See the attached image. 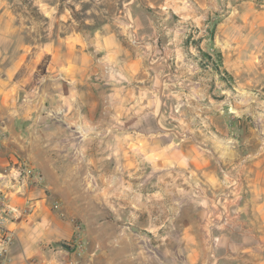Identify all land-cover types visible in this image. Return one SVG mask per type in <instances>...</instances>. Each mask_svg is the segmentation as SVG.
<instances>
[{
    "label": "rangeland",
    "instance_id": "rangeland-1",
    "mask_svg": "<svg viewBox=\"0 0 264 264\" xmlns=\"http://www.w3.org/2000/svg\"><path fill=\"white\" fill-rule=\"evenodd\" d=\"M106 32L132 49L129 58L103 59L93 42ZM70 37L90 57L77 61L92 67L85 81L67 74L71 55L42 52ZM0 39L10 49L3 66H21L18 97L41 107L33 149L55 184L59 214L80 228L64 245L74 263L185 264L195 239L214 260L216 233L233 228L250 193L249 166L264 161V0H0ZM136 66L143 73L133 80L116 75ZM58 84H100L92 90L103 96L128 87L143 100L154 92L160 116L148 106L124 123L73 124L51 107ZM207 161L215 183L193 173ZM223 208L232 222L208 233V215Z\"/></svg>",
    "mask_w": 264,
    "mask_h": 264
},
{
    "label": "crops",
    "instance_id": "crops-1",
    "mask_svg": "<svg viewBox=\"0 0 264 264\" xmlns=\"http://www.w3.org/2000/svg\"><path fill=\"white\" fill-rule=\"evenodd\" d=\"M244 8L245 5L240 7V10ZM216 37L222 39L219 28ZM97 39L99 40H94L93 44L99 52H103V59L114 62L121 58L127 59L132 53V49L124 45L115 33L106 32ZM6 40L8 39H0V195L4 196L7 204L16 207L21 214L6 223V229L12 232V240L5 246L4 251L0 252V264H75V253L64 247L70 245L68 242H74L76 233L73 223L62 217L54 208V198L58 197L54 190L55 184L48 175L44 174L45 170L37 158L38 155L36 156L37 151L33 149L35 138L31 129L32 125L43 120L40 112L37 111L41 107L34 104L31 98H28L29 95L25 101H21L18 97L22 86L16 81V75L21 66L15 63L3 66L6 53L10 50ZM79 44L80 39L70 37L62 39V43L44 46L42 52L58 61L61 59L64 61L66 55H71L73 67L67 69V74L79 76L85 81V76H89L93 70L90 65H87L88 68H80L77 61L82 59L89 62L90 57L88 52L78 46ZM132 60L135 62L137 59ZM121 70L120 72L116 70V75L122 73L124 77H131L133 80L134 75L142 69L136 66L133 69ZM115 72L107 75L112 77ZM57 75L66 77V73L60 72L59 69ZM93 87L99 89L100 84H93ZM93 87L91 84L73 85L71 90L64 84H58L56 97L51 99L55 105L51 107L56 108L57 113H62L65 120L72 118L73 124L88 123L95 126L128 122L130 112L134 114L133 112L138 108L142 114L144 107L148 106H153V111L150 112L152 118L158 120L160 116L161 105L157 103L155 106L157 100L154 99V92L153 94L149 92L146 100H143L144 95L133 88L127 87L123 91L112 86L109 96H103V91H97L94 95ZM131 89L134 91L135 100L129 99V95L133 94ZM49 94L51 93L46 89L45 96ZM84 107L87 108L86 111L83 110ZM70 109L72 117L69 115L65 117L64 113H68ZM140 114L133 116V119L142 117ZM2 127L4 132L1 130ZM36 149H39V146ZM191 158H194L193 161L196 160L194 153ZM207 162L199 166L195 162L196 166L193 167L195 172H192L215 183L216 170L213 167L206 169L205 164L211 166ZM197 167L201 170H197ZM25 168L38 174L42 183H36L34 175L27 183H17L14 179L16 172ZM247 175L250 193L233 228L216 233L214 260L210 259L208 249L195 239L194 245L184 248L185 251L190 250L194 254L185 256V264H264V161L251 164ZM182 230L185 237L191 235L192 224L185 223ZM136 263L142 264L140 261ZM80 264L94 263L90 259L85 261L82 258ZM128 264L134 263L129 260Z\"/></svg>",
    "mask_w": 264,
    "mask_h": 264
},
{
    "label": "built area",
    "instance_id": "built-area-1",
    "mask_svg": "<svg viewBox=\"0 0 264 264\" xmlns=\"http://www.w3.org/2000/svg\"><path fill=\"white\" fill-rule=\"evenodd\" d=\"M35 176V182L36 183H42V179L38 174H34L32 170L29 168H25L24 170H18L16 172V176L14 177L15 180H17V183L22 184V183H27L29 179H31L32 176ZM239 176V173H237ZM239 182L238 180H235L236 183V188L237 184ZM235 188V187H234ZM224 196V195H223ZM226 202L227 198H230V196H224ZM54 208L58 209L59 208V203L57 201L54 202ZM21 213L17 210L16 207H12L9 204L6 203L4 196L0 195V252L2 253L4 251L5 246L9 245L12 240V232L6 229V223L9 219H16ZM238 212L234 213L235 217L237 218ZM61 215V213H60ZM232 214H229L226 208H223L220 214H209L208 215V221L205 224V227L207 229L208 233H211L214 228H219L223 226H228L232 222ZM74 230L76 233L79 232L80 228L78 225L74 224ZM78 236L75 235L74 238V243L77 242ZM82 253V248L81 246L77 247V254L80 256Z\"/></svg>",
    "mask_w": 264,
    "mask_h": 264
},
{
    "label": "bare ground",
    "instance_id": "bare-ground-1",
    "mask_svg": "<svg viewBox=\"0 0 264 264\" xmlns=\"http://www.w3.org/2000/svg\"><path fill=\"white\" fill-rule=\"evenodd\" d=\"M233 112V110H231Z\"/></svg>",
    "mask_w": 264,
    "mask_h": 264
},
{
    "label": "trees",
    "instance_id": "trees-1",
    "mask_svg": "<svg viewBox=\"0 0 264 264\" xmlns=\"http://www.w3.org/2000/svg\"><path fill=\"white\" fill-rule=\"evenodd\" d=\"M45 56V55H44Z\"/></svg>",
    "mask_w": 264,
    "mask_h": 264
}]
</instances>
